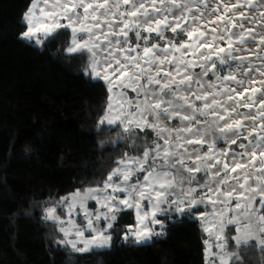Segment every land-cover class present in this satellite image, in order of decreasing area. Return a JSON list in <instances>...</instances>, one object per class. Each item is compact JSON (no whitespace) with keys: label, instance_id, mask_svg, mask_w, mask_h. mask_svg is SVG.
Segmentation results:
<instances>
[{"label":"snow or ice","instance_id":"snow-or-ice-1","mask_svg":"<svg viewBox=\"0 0 264 264\" xmlns=\"http://www.w3.org/2000/svg\"><path fill=\"white\" fill-rule=\"evenodd\" d=\"M25 20L24 38L38 44L40 35L71 29L67 52L87 56L89 74L108 86V109L99 125L118 123L137 153L125 152L102 188L65 198L68 215L78 207L87 221L86 229L71 219L61 228L66 237H77L68 241L73 249L109 244L104 233L125 209L136 211L129 232L139 243L155 234L149 223H162L156 217L165 214L163 205L183 213L205 204L212 206L210 216L201 214L209 264L213 258L219 264H232L233 257L240 261L239 249L252 241L264 250V0H36ZM181 34L187 39L177 43ZM230 61H239L238 71L217 74L218 65ZM173 120L180 125L168 127ZM149 129L156 139L140 152L139 133ZM216 132L227 147L217 148ZM89 199L106 211L90 212ZM55 211L47 209L46 218L59 220ZM101 219L109 221L105 230L96 227ZM225 221L236 226L237 251L231 253ZM86 230L94 233L91 239Z\"/></svg>","mask_w":264,"mask_h":264},{"label":"trees","instance_id":"trees-1","mask_svg":"<svg viewBox=\"0 0 264 264\" xmlns=\"http://www.w3.org/2000/svg\"><path fill=\"white\" fill-rule=\"evenodd\" d=\"M32 1L0 0V264H209L191 212L159 217L161 233L140 244L129 232L133 211L125 209L104 233L110 247L82 253L46 218L48 207L65 217V198L102 187L125 152L137 153L119 125H99L108 109L107 87L89 76L87 56L67 52L68 29L40 37L39 44L21 38ZM146 133H139L140 152L155 140L154 132ZM226 251H237L231 236ZM239 252L232 264H264L255 241Z\"/></svg>","mask_w":264,"mask_h":264},{"label":"crops","instance_id":"crops-1","mask_svg":"<svg viewBox=\"0 0 264 264\" xmlns=\"http://www.w3.org/2000/svg\"><path fill=\"white\" fill-rule=\"evenodd\" d=\"M34 3H36V0H33L32 2H31V4H30V6H29V8H28V10H27V12L24 14V16H23V21L26 23V25H27V22H26V20H25V16H26V14H28L29 13V11H30V9L32 8V5L34 4ZM41 6H42V3H41ZM210 7H211V5H210ZM36 13L37 14H39V8H37L36 9ZM61 23H64V24H66L67 23V21H64V20H62L61 21ZM245 26L247 27V26H250V25H248L247 24V22H245ZM28 27V26H27ZM66 29H68L69 30V32H70V35H71V39H72V32H71V29L70 28H66ZM26 31H27V29H26ZM25 31V32H26ZM24 32V33H25ZM129 36H131V33L129 34ZM40 37H44L43 35H40ZM180 38V40H186L187 38L185 37V36H183V34H181V36L179 37ZM31 41H36L35 39H32ZM163 45V44H162ZM218 63V62H217ZM239 63V61H230L229 62V64H226V65H223V66H219L218 65V68H217V74H220V75H226V74H228V71L229 70H231V71H233V72H236V71H238V69H236L235 67H234V65L235 64H238ZM167 67V66H166ZM195 72H197V73H199L200 72V69L199 68H196L195 69ZM89 76L92 78V76L89 74ZM209 76L211 77V79H212V81L213 82H216V80H215V76L214 75H212V73H210L209 74ZM93 79V78H92ZM205 80H207V78H205ZM101 81H103V80H101ZM104 82V81H103ZM105 83V82H104ZM105 85H106V87H107V91H108V86H107V84L105 83ZM126 91V94H127V96L128 97H130V98H135V93H133V92H131V91H128V90H125ZM238 91H242V89H238ZM109 95H110V93L108 92V103H109ZM199 103V102H198ZM241 111L243 112V111H247V110H245V109H241ZM179 123H178V126L180 125V121H178ZM116 125H119L118 123L116 124ZM201 127H204L203 125H201ZM154 135H155V139H156V133L154 132ZM214 136L216 137V139H215V143H216V145H217V148H223V147H227V145L225 144V142H224V140H223V138H221V134L220 133H218V132H216V133H214ZM207 139H209V140H212L213 139V135H209L208 137H207ZM162 143V142H161ZM239 143V142H238ZM244 143H246V142H244ZM190 147H198V146H190ZM236 151H240V149H238V148H236V146L235 145H233L232 146ZM204 151H206V147H205V149H204ZM140 176H141V178H142V176H143V174L141 173V174H139ZM203 173H200L199 174V176L201 177V178H203ZM135 179H136V177L135 176H133V178H132V181L134 182L135 181ZM103 187V186H102ZM101 187V188H102ZM119 195H123V194H119ZM170 199H171V197H170ZM90 202H92V207L94 208V209H99V210H101V212H104V211H106V209H101L100 208V206L96 203V202H94V201H90ZM235 203V201H233V204ZM144 204L145 205H147V201H145L144 202ZM123 207V206H122ZM164 209H165V214H158L157 215V219L159 220V217H163V216H167L168 214L169 215H173V214H187V213H189V212H185L186 210H188V208H186L185 209V211L183 212V213H180V212H177L176 210H175V208L173 207L170 211H168V205H163L162 206ZM197 207H203V211L202 212H204V211H208V209L209 210H211V208H212V206L211 205H205V204H199ZM196 207V208H197ZM132 211H133V216H134V225H133V229L135 228V226H136V211H135V209L134 208H132L131 209ZM144 210H149L148 209V207H145L144 208ZM191 212V214H192V216L194 217V218H196V216L197 215H200L202 212H198V213H195V212H193V211H190ZM195 213V214H194ZM81 219H82V217L81 216H79V218H77L76 219V225H77V227H81V228H87V226H85V225H82V221H81ZM71 220H73V219H71ZM109 221H106V220H103V219H101L97 224H96V227L98 228V229H100V230H105V229H107V223H108ZM156 225H159V224H156ZM201 225H202V222L200 223V227H201ZM149 226L153 229V232L155 233V234H153L151 237H150V239H148V240H145V241H142V242H139L140 244H145V243H148V242H150L151 240H152V238L154 237V236H157V235H159L160 233H161V231L158 229V228H154V226L155 225H151L150 223H149ZM108 230V229H107ZM106 230V231H107ZM105 231V232H106ZM235 231V233H232V232H234ZM201 233H202V236H205V239H206V241H209V235H206L205 234V232L202 230V227H201ZM84 235H85V238H87V239H91V237L94 235V233H92V232H90V231H85V233H84ZM106 236H109V235H107V234H105ZM223 235L225 236V237H227V236H231V238L233 237V236H235L236 235V226L235 225H230V226H228V228H227V230L225 231L224 229H223ZM131 236H133L134 237V239H135V241H136V243H138L137 242V240H136V237L134 236V235H132L131 234ZM73 238H74V241L77 239V237L74 235L73 236ZM233 240V239H232ZM212 241H215V239L214 238H212ZM233 242L235 243V241L233 240ZM68 243V242H67ZM68 245L70 246V247H72L71 246V244L70 243H68ZM77 245H80L81 246V248L83 247V244H77ZM217 251V250H216ZM216 264H219V261L217 260V262H216Z\"/></svg>","mask_w":264,"mask_h":264},{"label":"rangeland","instance_id":"rangeland-1","mask_svg":"<svg viewBox=\"0 0 264 264\" xmlns=\"http://www.w3.org/2000/svg\"><path fill=\"white\" fill-rule=\"evenodd\" d=\"M23 22H24V21H23ZM24 23H25V22H24ZM25 24H26V23H25ZM21 38H22L23 40L27 41V42H30V41H31V40H28V39L24 38L23 35H21ZM35 42H36V41H35ZM36 43H37V42H36ZM86 190H87V189H86ZM76 192H77V191H76ZM81 193H83V192H81ZM69 196H70V195H69ZM69 196H68V200L71 199V196H70V197H69ZM90 201H94V202H96L95 200H91V199H89V200L87 201V207H88L89 211L92 212L93 214H95V213L98 212V211L101 212V210H99V209H94V208L89 204ZM91 203H92V202H91ZM64 205H66V208H65V209H66V216L62 218L60 215H58L57 210H56V211L54 212V215H55L56 217H59V220H52V221H55V222H57V223L59 224L60 229H61L62 227H65V228L69 227V225L67 224V221H68L69 219H73V221L76 222V219L78 218V216H81V217H82V220H83L82 225L87 226V221L85 220L83 213L80 211V209H79L78 207L74 210L73 215L70 217V216L68 215L67 200L64 201ZM49 208H55V207H48V208H46V210L49 209ZM202 208H203V207H202ZM55 209H56V208H55ZM46 210H45V213H46ZM190 211H191V209H188V210H186L185 212H190ZM206 212H207V213L209 214V216H210V215H211V212H212V208H211V210L208 209V211H204V212H202V213H206ZM202 213H201V214H202ZM46 214H47V213H46ZM201 214L196 216V219H198L200 223L202 222V216H201ZM93 219H94V222H95V216H93ZM218 219H219V217H217V220H218ZM49 220H51V219H49ZM59 221H64L65 223H64V224H61ZM225 225H226V226L224 227V230L226 231L227 228H228V226H230V225L227 224L226 221H225ZM201 227H202V230L205 232V230H204V227H205L204 223H202ZM154 228H155V226H154ZM62 232H63V231H62ZM232 233H235V231L232 232ZM205 234L208 235V233H206V232H205ZM63 235H64V232H63ZM73 236H74V234L69 235V236H67V237L64 235L65 242H68V241H74ZM109 247H110V243L107 244V245H105L104 247H92L91 250H104V249H107V248H109Z\"/></svg>","mask_w":264,"mask_h":264},{"label":"built area","instance_id":"built-area-1","mask_svg":"<svg viewBox=\"0 0 264 264\" xmlns=\"http://www.w3.org/2000/svg\"><path fill=\"white\" fill-rule=\"evenodd\" d=\"M142 35H145V34L142 33ZM154 35H155V34H153V36H154ZM165 35L168 36V37H171L173 34H172L171 32H166ZM130 38H131V40H132L133 42H135L136 37H135V34H134V33H131ZM152 42H155V40H153ZM176 42L179 43V42H180V39H178ZM140 43L143 44V41H141ZM160 43H161V45H162V44H163V41H160ZM178 123H179L178 120H173V121L168 122L167 126H168V127H171L172 125H177V126H178ZM116 216H118V213H116ZM113 222H114V221H113ZM76 247H77V249L81 248L80 245H77ZM73 250L76 251V252H81V251H77L76 249H73Z\"/></svg>","mask_w":264,"mask_h":264},{"label":"clouds","instance_id":"clouds-1","mask_svg":"<svg viewBox=\"0 0 264 264\" xmlns=\"http://www.w3.org/2000/svg\"><path fill=\"white\" fill-rule=\"evenodd\" d=\"M180 39V38H179ZM181 41V40H180ZM118 215H119V213H118ZM113 223V222H112ZM200 235H202V233H200ZM71 249L73 250V247H71ZM74 251V250H73ZM76 252V251H75ZM79 253H82V252H79Z\"/></svg>","mask_w":264,"mask_h":264}]
</instances>
